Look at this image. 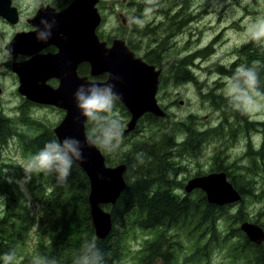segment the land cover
I'll return each instance as SVG.
<instances>
[{
	"label": "trees",
	"instance_id": "obj_1",
	"mask_svg": "<svg viewBox=\"0 0 264 264\" xmlns=\"http://www.w3.org/2000/svg\"><path fill=\"white\" fill-rule=\"evenodd\" d=\"M150 46L152 47V43L149 40L147 47ZM154 49L159 51V46L155 45ZM236 50L242 56L234 57L229 64L213 65V71L229 77V81H215L206 94L209 99L215 97L216 90L222 85L239 83V88L243 90L242 74L238 70L241 66L252 69L254 61L259 62L254 70L258 75L259 91L264 93V41L257 44L248 39ZM211 53L213 50L210 45L206 48H196L195 52L183 59L170 62L167 60V71L176 70L182 75L178 77L179 82L172 77V82L196 84L197 74L193 65L198 59H208ZM168 55L162 53V60L169 58ZM155 58L156 61L152 63L160 66L159 55L155 54ZM79 73H83V70ZM167 79L165 75L161 77L160 88L166 86ZM196 86L200 87L199 84ZM230 90L229 88L228 92ZM240 92L235 98L242 103V100L237 99ZM220 98L221 100H212L213 111L220 107L226 114L218 118L214 127L204 131L197 129L191 122L192 116H187L180 122L170 120L168 115L160 117L150 113H145L140 118L139 128L147 131L144 135V146L141 145L146 154H140L139 161H133L130 166L131 174L128 172L126 179L128 187L121 192L115 203L105 205L110 213L112 228L102 239L94 234L88 203L89 181L80 166L74 162L63 183H59L55 175L39 173L46 182L47 192L40 215H25V243L30 238L28 232L33 224L31 218L37 223L35 247L32 253L25 252V264H32L37 256L43 257L45 264H52L54 260L56 264H79L83 246L93 237L96 238L97 247L103 256V264H200L207 261L214 248L223 245L227 251V260L223 264H264V241L256 244L239 229L240 225L247 221L259 225L264 232V176L260 180V186H256L254 180L256 173L261 170L256 155L261 153L260 159L264 160V141L259 150L248 154L252 161L248 170L250 185L241 191L240 200L223 205L210 203L200 189H193L183 196L178 194L182 183L177 182L176 178L188 170L186 159L206 155V143L223 136L219 135L221 131L229 137V142L234 139L228 122L229 113L239 122H246L252 117L245 107L244 112L234 108L229 97ZM121 110L127 109L117 99L112 113L101 115H107L111 120L115 118V112L121 113ZM250 123L252 130H257L258 125L264 126L254 119H251ZM39 126L40 121L37 119L25 117L27 160L43 149L46 143L57 140L51 127L42 128L36 133ZM107 127L108 124L104 120H86V133L97 147ZM5 139L6 135H0V145ZM112 143L114 145L116 141L113 140ZM99 148L105 153L104 148ZM169 151L172 156L168 155ZM109 153H106V159L110 156ZM213 156L214 159L221 157L219 159L223 163L215 164L210 171L224 170L228 179L233 182L232 163L227 161L224 151L215 152ZM202 173L204 172L199 170L194 175ZM29 188H35V185L30 183ZM9 211L0 219V255L12 250L16 239L21 238L14 230V222L11 224L8 219ZM135 242H138L139 246L135 245ZM134 246L138 249L133 250Z\"/></svg>",
	"mask_w": 264,
	"mask_h": 264
},
{
	"label": "flooded vegetation",
	"instance_id": "obj_2",
	"mask_svg": "<svg viewBox=\"0 0 264 264\" xmlns=\"http://www.w3.org/2000/svg\"><path fill=\"white\" fill-rule=\"evenodd\" d=\"M72 1L73 0H25L24 4L19 0H0V4L2 3L0 11V98H4V103L0 106V135H6L5 142L1 145V150L3 147L9 146L10 142L14 140L21 154L25 153V117H32L30 114L32 110L41 108L58 111L60 113V117L49 127L53 124L56 125L64 116V111L62 109L48 104L33 102L20 94L17 89L16 91L20 95V100L15 103V105H11L10 96L3 78L9 79L11 77L14 80V84L18 85V77L16 73L12 71L13 63L18 64L24 61L35 60L39 57H52L60 51L62 42L65 43L67 41V33L61 29L62 21L59 13ZM166 1L170 3L164 7L163 0H159V7L156 9L157 12L160 9L159 15L161 16V19L155 21V25L152 23L150 24L151 33L155 36L153 39L158 37L161 40V43L166 42L168 44V48L164 53L169 54V57L175 56L177 59H183V57H187L189 55L190 45L201 46L202 48H206L211 45L213 53L208 59L212 58L214 56L213 44L217 37L206 43L204 42L202 37L203 34L198 30L197 26L199 22H196L199 12L197 15L190 14V2L187 3L186 0ZM4 3L5 5H3ZM134 6L138 7L136 0H97L96 9L100 15V22L96 26L95 32L98 40L100 42H104L106 48L112 45L113 40L120 39L130 51H133L136 56H140L148 64H153L152 62L154 59L152 52L146 48L144 50L141 49L140 41L137 42L133 36L136 15V11L133 8ZM111 18H114L113 21H110ZM10 21L13 22L11 23ZM71 23L72 22L70 21V24ZM25 33H27V37L25 36L26 38H32L34 41L25 42V51H10L8 47L13 38H15L18 34ZM39 36H42L43 39L41 40ZM244 44L245 42L241 43L239 46ZM239 46H237L234 50V56L236 57L242 56V54L236 50ZM69 52H71L70 49L65 57H72ZM69 61L71 63V60ZM155 67L160 68L157 66ZM81 70H83V73H79ZM76 71L80 76H87V79L90 81H99L106 78V73L96 77L92 76L90 74L89 65L87 63L84 65V62L77 65ZM163 75L169 79L171 76L175 77L176 71L168 70L164 72L162 68L159 82ZM168 79L166 82H168L169 85H166L164 88H160L159 85L156 93V99L159 106L167 112L169 119L172 121L180 122L185 117L192 116L191 122L195 124L197 129L203 131L214 127L215 124L218 123V118L223 114H226L224 113L225 110L220 107L213 111L212 100H221L220 97H230V94L236 95L242 90V88L237 87L234 83L231 85H222L214 94L215 97L213 99H209V97H206V94L209 93L208 89L210 87L207 86L205 89H202L201 87L196 86L198 99L196 102H193V106L198 109L203 107L206 112H211L208 114L210 118L205 119L204 115L201 116L198 112H180V108H177V105L185 103L184 100L180 99L179 88L182 86H177L178 83L174 84ZM176 80L178 81L177 78ZM45 84H48L52 88H56L59 84V80L56 77H48L45 80ZM226 88H230L231 90L228 93H225L224 89ZM247 94L248 93L245 90H242V92H240L237 96V99L242 100L243 106L248 110ZM14 112L16 115H11ZM229 115L230 120H228V122L231 125V131L234 133V139L232 142H229V137L220 129L221 133L219 135L223 136L217 137L211 143H206L205 145L204 151H206V154L209 152L211 153L206 162L204 161L205 155L192 157L194 160L190 158L186 159L185 165L188 170H186L181 177L176 178L177 182L182 183L181 188H178L179 195L183 196L184 193H186L184 185L188 179L198 175L216 172L210 171V168L217 163H223V161L219 159L221 157L214 159L213 154L221 151H224L227 161L232 163V171H234V173H232L233 182L228 179L224 170H218V172H225L227 180L239 194L243 189H247L248 185H250L248 180H250L251 177H249L248 170L252 165V161L249 159L248 154L259 150L264 141L263 136L261 140L255 142L252 139L253 131H260L264 134V126L258 125L257 130H252V123L250 122L251 119H254L253 117L247 119L246 122H239L232 114L229 113ZM142 117L143 116H141V118ZM129 118L130 113L128 110H121L120 116L117 119L123 126L122 146L118 153L109 156V165L112 166L118 163L126 165V169L123 173V179L126 184L125 189L128 187L126 182L128 172L131 174L130 166L133 161L138 162L141 155L146 154V151L142 149L141 145L145 141L144 135L147 131L144 130V128H139V119L132 131L125 132L126 122ZM254 120L264 124V121H260L258 119ZM37 121L41 122V119H37ZM152 153L154 154V152ZM167 153L172 156L171 151ZM262 154L264 157V153ZM260 155L261 153L256 155L259 166L261 167V170L257 172L254 177L256 186H260V180L264 176V160L260 159ZM3 158L5 157L2 155L1 160ZM121 160L122 162H119ZM199 170L204 173L194 175V173ZM189 174H191V176H188ZM175 176H177V174ZM182 178L186 179L182 180ZM243 180H245V183H243Z\"/></svg>",
	"mask_w": 264,
	"mask_h": 264
},
{
	"label": "water",
	"instance_id": "obj_3",
	"mask_svg": "<svg viewBox=\"0 0 264 264\" xmlns=\"http://www.w3.org/2000/svg\"><path fill=\"white\" fill-rule=\"evenodd\" d=\"M96 2L97 0H74L68 4L59 13L61 29L67 33V41L62 42L60 51L52 57H39L18 63L19 66L12 67V70L18 76L20 94L33 102L51 104L65 110L64 117L53 131L60 142L66 138L76 141L78 151L82 152V160L76 163L88 178L91 223L96 237L102 239L112 228L110 213L103 209V204L115 203L125 189L123 173L126 165L106 166L105 156L85 133L86 117L78 107L75 95L78 88L81 85L85 88L92 85L101 88L111 86L112 92L130 113L126 132L132 130L145 113L150 112L160 117H164L166 113L156 99L161 68L156 69L154 65L142 62L141 57H136L120 39L113 40L108 48L98 40L95 28L100 22V15L95 7ZM1 7L0 4V11ZM19 35L22 34L17 36ZM26 37L25 42L34 41ZM39 37L43 39L42 36ZM22 41L10 42L8 49L12 52L25 51ZM69 49L71 58L65 57ZM81 62L90 64L92 76L106 73V79L101 82L90 81L86 76H78L76 67ZM48 77L59 80L56 88L45 84ZM193 189L202 190L208 202L218 205L234 203L240 199V194L223 171L188 179L184 190L189 193ZM240 230L257 244L264 240L262 228L255 223L245 221L240 225Z\"/></svg>",
	"mask_w": 264,
	"mask_h": 264
},
{
	"label": "rangeland",
	"instance_id": "obj_4",
	"mask_svg": "<svg viewBox=\"0 0 264 264\" xmlns=\"http://www.w3.org/2000/svg\"><path fill=\"white\" fill-rule=\"evenodd\" d=\"M19 1L25 4V0ZM136 2L138 7H133L136 11L133 36L137 42L140 41V47L144 50L147 48L149 37L152 35L150 24L152 23L155 25V21L161 19V16L159 15L160 9L158 12L157 9L152 11L151 9L153 8V5L147 3V0H136ZM163 2L164 7L170 3L166 0H163ZM189 2L190 14L197 15L199 12L196 22H199L197 26L198 30L203 34L202 37L204 42L206 43L217 37L213 44L214 56L210 59L198 60L193 65V68L198 75L197 80L201 83L206 82V87L213 86L215 81L220 83L228 82V78L220 77L218 74L214 73L213 65L215 63L229 64L233 61L234 57L236 58V56H234V50L249 38L250 26L256 22L257 18L264 17V0H189ZM127 18L129 19L128 16ZM113 19L114 18H111L110 21H113ZM140 21H144L143 26L140 25ZM10 22L12 23L13 21ZM171 59L177 58L172 56ZM3 81L6 84L10 96V103L11 105H15V103L20 100V95L16 91L18 85L14 84V80L11 77L9 79L3 78ZM228 90L229 88H226L224 89V92L228 93ZM179 92L180 99L185 101V103L177 105V108H180V112L187 113L188 111H194L198 112L201 116L204 115L205 119L210 118L208 115L211 113L210 111L206 112L203 107L198 109L193 106V102H196L198 99L196 85L193 82L184 84L179 88ZM247 96V107L252 117L264 121V110H261L260 108V103L264 102H257L254 99L249 98V94H247ZM2 103H4V98H0V106ZM30 114L33 118L41 119L39 129L36 133L42 128L49 127L60 117L58 111L41 108L32 110ZM11 115H16V113L14 112ZM115 115V118H118L120 112L116 111ZM263 136L264 134L262 132L253 131L252 139L255 142H258ZM1 145L0 219L10 210V216L8 219L11 224L14 222L16 226L14 230L20 234L21 238L23 236V238L16 239L14 248L9 251L7 250L0 255V264H4L3 256L10 251H15L16 264H23V262L25 264V252H33L37 231L36 220L31 218L33 224L30 226L28 232L30 238L25 243V215L31 214L33 217L34 214L36 216L40 215V210L45 199V192H47V185L46 182L42 180L39 173L32 174L30 179L26 178L23 165L28 160L25 153L21 154L14 140L10 142L9 146L3 147L2 150ZM2 155L5 158L1 160ZM210 155V152L205 155V162ZM32 179L34 180L33 184L35 185V188L30 189L29 184ZM9 200L10 202H8ZM137 232H139L138 229ZM135 245L139 246V243L135 242ZM225 247L226 246L223 245L220 248H214L208 255L207 261L205 263L201 262L200 264L226 263L227 251ZM132 249L136 250L138 247L134 246Z\"/></svg>",
	"mask_w": 264,
	"mask_h": 264
},
{
	"label": "clouds",
	"instance_id": "obj_5",
	"mask_svg": "<svg viewBox=\"0 0 264 264\" xmlns=\"http://www.w3.org/2000/svg\"><path fill=\"white\" fill-rule=\"evenodd\" d=\"M147 3L153 5L152 11L159 7V0H147ZM143 23L144 21H140L141 26ZM249 39L257 44L264 41V17L257 18L256 22L250 26ZM258 63V61H254L252 69H245L244 66H241L238 71L242 74L243 90L249 94V98L257 102H264V93L259 91L258 75L254 70ZM237 87H240L239 83H237ZM75 95L78 107L86 118L90 121L104 120L108 124L99 147L109 152L118 148L122 141L123 126L117 118L109 120L107 115H101L102 113L111 114L115 101L118 99L112 92L111 86L101 88L92 85L85 88L81 85ZM229 98L234 108L241 112L245 111L243 104L236 100L235 94H230ZM260 108L264 110V103H260ZM114 129H118V131H114ZM113 140L116 141L114 145ZM76 144V141L69 138L63 142L52 140L46 143L43 149L23 165L26 178L30 179L32 174L44 173L55 175L59 183L66 181L73 163L83 158L82 152L78 151ZM3 262L4 264H16L15 251L5 253ZM32 264H45L44 258L37 256L33 259ZM52 264H56L55 260ZM79 264H103V256L97 247L95 237L83 246Z\"/></svg>",
	"mask_w": 264,
	"mask_h": 264
},
{
	"label": "bare ground",
	"instance_id": "obj_6",
	"mask_svg": "<svg viewBox=\"0 0 264 264\" xmlns=\"http://www.w3.org/2000/svg\"><path fill=\"white\" fill-rule=\"evenodd\" d=\"M14 40H17L18 42L20 41V40H23L22 41V43H21V45H25V34H22V35H19V36H16L13 40H12V42L14 41ZM212 43V42H211ZM25 62V61H24ZM22 63V62H21ZM14 66H19V64H13V67ZM18 90V89H17ZM18 92H19V90H18ZM20 93V92H19ZM23 95V94H22ZM4 144V143H3Z\"/></svg>",
	"mask_w": 264,
	"mask_h": 264
}]
</instances>
